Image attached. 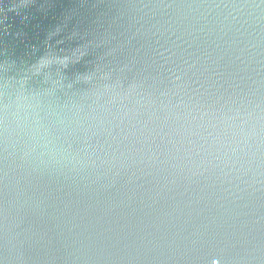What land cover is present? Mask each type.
Here are the masks:
<instances>
[{
    "label": "water",
    "instance_id": "water-1",
    "mask_svg": "<svg viewBox=\"0 0 264 264\" xmlns=\"http://www.w3.org/2000/svg\"><path fill=\"white\" fill-rule=\"evenodd\" d=\"M0 264H264V0H0Z\"/></svg>",
    "mask_w": 264,
    "mask_h": 264
}]
</instances>
